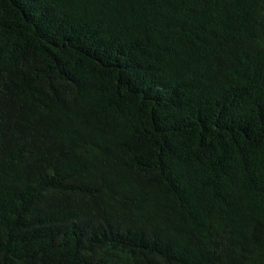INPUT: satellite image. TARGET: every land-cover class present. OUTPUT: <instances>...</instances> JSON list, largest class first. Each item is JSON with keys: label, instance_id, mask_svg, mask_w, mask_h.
Returning a JSON list of instances; mask_svg holds the SVG:
<instances>
[{"label": "trees", "instance_id": "1", "mask_svg": "<svg viewBox=\"0 0 264 264\" xmlns=\"http://www.w3.org/2000/svg\"><path fill=\"white\" fill-rule=\"evenodd\" d=\"M0 264H264V0H0Z\"/></svg>", "mask_w": 264, "mask_h": 264}]
</instances>
